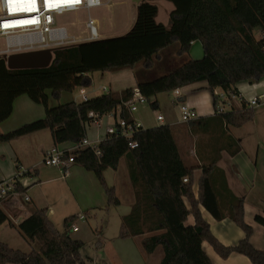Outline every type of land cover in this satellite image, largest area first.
<instances>
[{"label":"trees","instance_id":"1","mask_svg":"<svg viewBox=\"0 0 264 264\" xmlns=\"http://www.w3.org/2000/svg\"><path fill=\"white\" fill-rule=\"evenodd\" d=\"M152 1L140 3L136 22L125 35L57 49L47 68L10 70L0 57V124L11 116L15 100L22 95L45 109L44 118L0 133V143L49 129L54 146L78 144L86 136V124L93 120L91 114L104 116L119 108L121 119L132 123L126 105L134 97L132 89L56 107L49 106L48 92L59 99L63 92L90 87L91 74L95 72L133 69L139 63L151 69L154 58L174 43H179L178 55L182 56L190 51L193 42H199L204 55L187 60L157 79L139 82L138 94L156 109L157 102L152 98L206 82L213 94L215 119L226 128H241L252 121L254 108L243 99L241 109L226 112L219 106L214 91L221 89L230 97H237V85L257 83L264 78V0H168L175 7L170 14V28L156 21L158 9ZM194 121L188 124L194 125ZM224 133V138L228 136L231 141V154L238 153L240 145ZM130 141L136 147L130 148ZM98 149L100 156L89 148L79 149L74 153V164L92 172L109 204L119 206L115 188L106 184L104 173L117 170L120 160L127 159L135 203L131 212L122 217V238L147 236L142 241L143 249L152 254L161 247L160 264H212L203 242H208L221 258L237 253L247 257L251 264H264V250H257L251 243L253 229L244 219V198L232 194L225 177L216 178L219 156L199 167L187 165L167 125L141 128L131 139L114 133L100 142ZM197 169H201V175L195 192ZM15 184L16 191L22 193L21 185L17 181ZM201 207L217 221L231 219L245 233L244 239L234 247L222 245L204 220ZM189 216L193 218L192 225L187 223ZM74 219L65 220L66 231ZM255 222L264 227L263 217L257 215ZM6 224L15 226L0 206V228ZM17 229L27 241L39 242L40 248L24 252L0 240V264H85L81 257L84 243L67 232L59 233L47 210H37Z\"/></svg>","mask_w":264,"mask_h":264},{"label":"crops","instance_id":"2","mask_svg":"<svg viewBox=\"0 0 264 264\" xmlns=\"http://www.w3.org/2000/svg\"><path fill=\"white\" fill-rule=\"evenodd\" d=\"M129 2L132 4L135 13L131 22L127 20L117 22L114 32L107 37L103 35V39L123 36L131 30L137 19L138 5L134 4L131 0H129ZM152 3L158 9L156 21L165 25L167 28H170V14L175 9L174 5L168 0H153ZM159 7H161L164 12L161 22L158 20L160 13ZM172 47L176 49L178 54L180 45L179 43H174L162 50L159 53L158 58H154V65L151 69H147L143 63H139L133 69H123L114 72H95L91 74L92 84L90 87H85L89 99L100 96L104 93L93 86V83L98 81L101 82L103 86L107 87L109 92L116 94H120L126 89H132L134 94L133 100L135 101L139 97L137 91L138 83L149 81L154 77V75L147 73L149 70L156 68V66H160V72L163 75L169 72L168 68H164L165 63L163 60L165 52ZM203 55L204 51L202 45L199 42H193L190 51L182 56H186L184 59L186 62L190 59H201ZM237 90L239 92L237 98H239L240 101V107L237 109H241L242 99L247 103L248 100L253 97L264 95V79L253 84L241 83L237 85ZM214 93L218 98L220 97L218 89L215 90ZM63 94L64 93L61 94L59 100L63 99ZM48 95V104L50 107H56L62 103H55L50 92H48ZM152 101L157 102L156 109H153L147 101L143 104L136 102L137 109L134 112L129 111L132 121L139 123L142 129H150L162 125L169 126L172 129L179 153L187 165L199 167L202 164L213 161L219 156L216 178L222 180L223 177H225L228 189L232 194L238 198H244V219L246 224L253 229L251 243L257 250H264V227L255 222V217L257 215L264 218V170H261L258 164L252 166L251 161V158L254 157L253 151L256 150V163L258 162L261 146L257 144L256 149L249 150L245 142L243 143L241 139L231 135L233 140L240 145V151L234 155L231 154V141L228 139V136L225 138L223 136V132L228 128H226L219 119H215L213 94L209 91L206 82L196 83L181 88L178 97H175L172 93L160 94L155 98H152ZM178 102L187 103L198 113L199 117L194 121V125L180 121ZM233 104L234 102H232V105ZM172 113H177V120L171 119ZM158 116H162V120H158ZM44 117V107L32 102L26 95H22L15 100L11 116L0 124V133L6 134L12 132L25 124ZM120 118V108L113 114V116H102L97 124H90L86 127V137L90 141L99 144L107 138L106 129L115 125ZM197 123H200L199 125L208 124V128L210 127L209 131H211V129L213 131L218 130L222 138L210 137V135H206L205 133L202 135L195 134L193 130L199 126ZM73 145L74 144L72 143H65L56 147L65 149L70 148ZM53 147L54 143L49 129H43L15 138L8 143H0V182L14 180L24 189L21 195L13 196L3 205L4 207H1L9 220L15 225L14 227H11L6 224L0 228V240L8 245L10 242L6 239L10 234L9 230H12L13 228L17 229V226L24 219L31 216L37 210H41V208H39L34 202L33 197L36 198V195H33V197L28 195L29 190L55 181H65L66 179L71 178L72 172H74L76 178L82 177L86 180L90 179L89 174L74 165L69 166L66 170L43 165L42 162L45 152ZM220 150L221 153L219 155ZM124 158L125 157L120 160L117 170H113V172L119 170L120 164ZM241 158L245 159L243 160L244 166L240 162ZM73 166L76 169H74ZM244 167L247 169L244 170ZM109 170L110 169L106 170L104 173L107 185H109L108 177L112 174ZM24 171L25 173L17 179L18 173ZM58 173L60 174L59 177L57 176ZM200 175L201 169H197L194 173L195 192H197V184ZM130 184L128 198L132 207L135 203V196L132 183ZM70 185L71 183H68L69 188ZM117 187L118 186L115 184V191H118ZM217 187H220L218 183ZM125 193L128 194V189H125ZM26 195L29 198L28 202H25L23 198ZM85 199L89 201V197H86ZM200 210L204 220L209 224L214 237L225 247H234L244 239L245 233L228 217L221 221H217L202 207ZM51 213L52 209H49L47 212L48 217ZM187 223L191 225L193 224L192 216L188 217ZM65 232H67L72 238L76 239L75 234L80 232V228L77 226V230L74 231L68 227ZM141 237L142 236H138L134 238H137L139 245H141L143 249L142 241L147 236H143V238ZM25 241L29 242L27 240ZM29 243L30 245L28 248L35 250L36 243ZM202 247L211 259L212 264H251L247 257L237 253H232L226 259L221 258L208 242H203ZM143 252L144 254H147L144 249Z\"/></svg>","mask_w":264,"mask_h":264},{"label":"rangeland","instance_id":"3","mask_svg":"<svg viewBox=\"0 0 264 264\" xmlns=\"http://www.w3.org/2000/svg\"><path fill=\"white\" fill-rule=\"evenodd\" d=\"M101 2L102 5L99 8H94L89 12L65 15L61 18V21L63 23L75 22V27L72 30L76 34H82L85 30L83 22L90 16L97 23L101 34L106 37L114 32L117 22L123 20L131 22L135 13L129 0H101ZM159 8L158 20L161 22L164 12L161 7ZM4 48L5 40L0 38V51ZM0 57L2 58L1 54ZM185 58L186 56L178 55L175 48H169L164 54V68H168L171 71L183 64ZM160 71V66L149 70L147 73L154 75L153 79L149 81L163 75ZM98 83V81H95L93 86H97ZM79 91L80 89L76 88L73 92H63V99L53 98L54 102H62L60 104H64L66 102L80 101ZM218 93L220 96L219 106L222 110L229 112L240 107L239 98L230 97L221 89H218ZM232 102H234L233 105ZM253 108L255 116L252 121L241 128L228 127V129H225L224 135L229 134L238 137L243 143L245 142L249 150L256 149L257 144L260 145L261 150L259 151L258 162L256 163V150L253 151L254 157L251 158V161L252 166L258 164L261 170H264V105ZM171 119L177 120V113H172ZM207 126L208 124L199 125L193 132L197 135L205 133L210 135V137L222 138L218 130H216L217 132L212 129L209 131L210 129H206ZM243 160L245 159L241 158L240 162L244 166ZM73 165L89 174L90 179L76 178V175L74 176V172H72L71 178L35 187L29 190L28 195L30 197L36 195V198L33 197L34 202L41 210H47L48 212L49 209H52L49 219L59 233L66 231L64 223L67 218L85 215V221L75 220L80 228V232L75 234V237L84 243L81 249V257L85 264H160L163 257L161 247L157 248L152 255L144 254L137 238H122L120 235L122 217L128 215L132 208L128 198L131 180L126 159L122 160L117 172H113L112 169L109 170L112 174L108 177V186L114 187L115 184L118 186V191H115V194L120 201L119 206L109 204L107 194L92 172L86 171L80 165ZM74 166L73 168L76 169ZM245 169L247 168L244 167ZM57 176L59 177L60 174L58 173ZM67 182L71 183L70 188ZM125 189H128V194L125 193ZM86 197H89V201L85 199ZM1 207L4 206L2 205ZM9 232L10 234L6 240L10 242L9 245L11 247L24 252L34 250L28 248L30 243L25 241L26 239L18 229L13 228ZM35 243V250L38 251L40 244L39 242Z\"/></svg>","mask_w":264,"mask_h":264},{"label":"built area","instance_id":"4","mask_svg":"<svg viewBox=\"0 0 264 264\" xmlns=\"http://www.w3.org/2000/svg\"><path fill=\"white\" fill-rule=\"evenodd\" d=\"M102 5L101 0H35L34 3L26 0H0V38L5 40V48L0 54L10 55L13 53H22L28 51L44 49H63L84 43H90L101 40L99 27L95 20L90 16L83 22L85 30L82 34H76L72 28L75 22L63 23L61 18L65 15L77 14L80 12H89L94 8ZM104 93H108L107 87L101 82L95 86ZM79 98L82 102L88 101L89 97L85 87H78ZM175 97L180 95V89L171 92ZM136 102L143 104L146 99L139 97L127 103L130 112L137 109ZM180 121L189 123L197 120L199 115L187 103L178 102ZM248 107L264 105V95L256 96L248 100ZM222 109V108H221ZM114 112L107 115L113 116ZM93 120L90 124H97L102 116L91 114ZM162 120V116L157 117ZM90 124H86V127ZM141 129L137 122L128 123L124 119H118L116 124L106 129L107 137L114 133H119L124 137L131 139L133 134ZM129 147H136V143L129 142ZM82 148L91 149L95 155L100 156L101 151L98 149V143L90 141L86 136L78 144L70 148L61 149L56 146L46 151L43 158V165L66 170L75 162L74 153ZM24 172H19L17 179ZM187 182V179H184ZM21 195L16 191L15 181L0 182V206L4 205L13 196ZM24 201L28 202L29 198L24 196ZM85 215L76 216L70 223V228L77 230L75 220L85 221Z\"/></svg>","mask_w":264,"mask_h":264},{"label":"water","instance_id":"5","mask_svg":"<svg viewBox=\"0 0 264 264\" xmlns=\"http://www.w3.org/2000/svg\"><path fill=\"white\" fill-rule=\"evenodd\" d=\"M131 1L139 6L143 0ZM55 51L54 49H44L13 53L10 55H3L2 59L5 60L6 66L10 70L42 69L50 66Z\"/></svg>","mask_w":264,"mask_h":264},{"label":"snow or ice","instance_id":"6","mask_svg":"<svg viewBox=\"0 0 264 264\" xmlns=\"http://www.w3.org/2000/svg\"><path fill=\"white\" fill-rule=\"evenodd\" d=\"M26 2H31V3H34V2H35V0H26ZM46 2H47V0H46Z\"/></svg>","mask_w":264,"mask_h":264}]
</instances>
